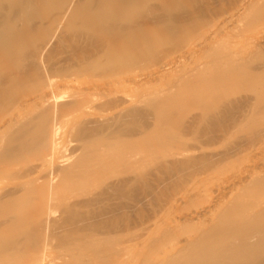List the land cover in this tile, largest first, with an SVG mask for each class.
Wrapping results in <instances>:
<instances>
[{"label": "bare ground", "instance_id": "obj_1", "mask_svg": "<svg viewBox=\"0 0 264 264\" xmlns=\"http://www.w3.org/2000/svg\"><path fill=\"white\" fill-rule=\"evenodd\" d=\"M207 3V1L201 3V0H0V172L9 168L19 154H24V156L31 154L33 158L43 159L49 152V142L52 140L49 141L50 134H53L54 131L57 132L56 128L60 126L62 120L70 117L73 119L72 122L67 124L68 119L65 123L63 122L62 131H65L69 138L77 140L75 141L77 144L74 142L75 144L70 151L68 150L69 152L66 149L67 155H63L65 157L60 158V162L55 160V163L59 162V166H55V168L57 167L56 179L64 177L65 183L67 180L70 182L72 179L74 181L78 178H92V180L96 178L98 180L100 175L106 172L105 167L109 165L133 163L140 168L128 170L123 174V177L121 176L122 178L115 180L117 182L114 181L116 184L110 182L111 185L106 184L107 187H105L112 194H116L115 197H118L117 195L124 196L127 191L129 195V190L137 189L136 192L141 184L142 191L144 184L145 188L151 189L150 178L151 176L157 177L159 172L153 174L155 168L150 171L142 167L143 162L136 155V149L145 148L149 134L158 131L164 124L170 122L173 118V111L168 112L169 114L165 118H160L156 115L155 102L150 100L147 102V99H142L141 102L136 103L140 99L133 100L132 98V101L124 98L126 94L118 90L124 88L123 84H126L125 87L127 84H138L137 87H139L140 84L143 86L148 84L147 81H150L151 78H161L162 71L159 72V70L171 65L172 57L166 59L163 65L161 63L159 69L152 74H149V67L161 55L183 48L186 42L195 37L202 27L211 23L212 20L208 16L209 4ZM173 56L176 58L175 54ZM183 67H179V69ZM179 73H182L181 70ZM178 76L176 75V77ZM187 77L195 78L193 74ZM172 78L173 76L170 79ZM183 78H186V75ZM183 78H181L182 81ZM218 81L219 83L224 82V77L219 78ZM210 83L216 84L215 80ZM187 84L191 90L188 94L190 101L200 99L201 95L197 92L199 82H189L188 80ZM119 85L122 87H119L117 91L122 97H118L120 95L115 93ZM61 86H66V90L63 89L66 94L63 96L60 91L62 89H58ZM67 86L87 87L89 90H85L84 93V91L72 89L75 92L70 90L68 94ZM57 89L64 101L59 102V98L57 100ZM120 90L122 91V89ZM116 94L118 96H115ZM65 95L66 97H64ZM127 96L129 95L127 94ZM92 101H99V104L97 103L98 105L92 109L95 110L94 117L89 115L91 109H88ZM250 101L246 98L239 103L247 106ZM230 104H232L231 106L235 105L231 102ZM87 105L88 115L91 118L86 116L87 109L84 111L86 114L82 116L81 113V110H84L83 107ZM229 106L227 103L219 102L212 112L192 116L188 122L181 120L177 126L178 134L196 122H199L196 126L197 131H223L226 133L234 128L238 120L234 116L239 107L235 108L237 111H234V106L231 111L228 109ZM106 112L110 114L107 116ZM85 116L87 120H80ZM200 122L204 124V127H200ZM6 125H10L9 128L12 127V133L4 137L1 132ZM164 138L165 142H170L171 145L174 142V138L168 135H165ZM175 141L178 143V137L175 138ZM51 150L53 151V149ZM179 150L174 156L170 155L164 158L157 165L155 170L159 171L160 169L162 175L158 177L162 179L165 176L167 181L174 179L179 182L180 179L195 176L202 168L207 170L215 166L208 155L193 156L186 153V149L183 147ZM53 153H51L52 156ZM61 154L56 155L59 157ZM235 155L237 154L226 153L224 159H231ZM47 160L50 161V159ZM109 168L107 169L112 170ZM250 170L244 171L241 176L237 177V181L251 178L253 170ZM49 175L50 179L51 174ZM155 177L152 183L156 179ZM64 178L60 181L63 182ZM236 179L233 183L232 181L228 182L227 186L222 187L221 192L214 195V198L212 197L208 207L200 209L201 212L196 211L198 212H195L197 216H193L195 213L192 215L193 218L197 217V223L191 219V216L187 217L190 221L187 218L184 219L197 225V234L185 240L178 252L175 251L179 256L175 261L169 263L163 261L161 264H264V200L256 202V208L249 213H244V211L252 201L244 205H235L234 203L229 208L227 204L221 203L227 194L228 196L232 195L229 192L231 193L235 187ZM50 180L52 181V179ZM156 180L157 182L155 181L156 183L153 184L157 187L156 184L160 179ZM166 180L165 183H167ZM172 180L169 182H174ZM161 181L164 183L163 179ZM162 183L160 182V184ZM78 185L80 184L78 183ZM154 185L152 186L155 187ZM255 185L253 188H259V185ZM148 189H145L146 193H150L149 191L154 188L149 191ZM17 190L20 192L18 188ZM139 191L133 197L126 194L129 197V200L126 197L127 200L130 201L126 203L137 201L136 196L143 197L145 191L143 195ZM107 192L102 191L99 196H103V193ZM110 192L109 194H111ZM234 193L236 191H233ZM4 194L0 197V264H25L26 262L15 259L14 256L17 254L14 247L17 242L25 243L34 239L30 234L33 229L29 228V222L32 221L25 220L27 216L26 218H24L25 216L23 218L7 216V211L25 195H20L18 198L19 193L16 194V191ZM15 194L16 196H14ZM109 194H105L108 196L105 199L110 198L111 201L114 195L109 197ZM123 198L125 199V197ZM73 199L75 198L73 197ZM105 199L97 200L96 197H89L84 201L79 199L81 202L74 203L73 201L65 205L68 216L66 219L61 218L64 220L61 224L66 233L53 235V232L52 234V242L66 248L63 251L65 252L64 257H70L75 248H89L92 251L91 254L98 257L99 249L116 238L118 230L116 231L114 220L117 221L119 215L123 213L122 211L126 210L121 211V207L126 203L122 202L123 205L120 203L121 206L117 204L119 208L107 199L106 202ZM140 200L143 199L138 198V201ZM142 202H138L141 204L140 207L144 203ZM135 205H131V208ZM143 207L141 210L144 211ZM35 208L38 209L36 206H28V213L34 212ZM82 208L83 210H81ZM60 209L59 212H61ZM134 209L137 210V207ZM134 209H129V211ZM11 214L13 215V213ZM39 214L41 213L39 212ZM184 220L176 221L186 222ZM167 223L168 226H174V222L173 224L169 221ZM41 226L42 224L40 228ZM43 231L45 232V230ZM40 239L41 236L39 241ZM52 242L50 243L52 244ZM40 253L42 254V252ZM31 256L35 263L41 261L40 264L49 259L48 257L47 260H43L46 257L44 253L43 259L38 258L36 251ZM37 259L39 260L37 261Z\"/></svg>", "mask_w": 264, "mask_h": 264}, {"label": "rangeland", "instance_id": "obj_2", "mask_svg": "<svg viewBox=\"0 0 264 264\" xmlns=\"http://www.w3.org/2000/svg\"><path fill=\"white\" fill-rule=\"evenodd\" d=\"M205 1L209 4L208 16L210 17V20H212L211 23L202 27L195 37L186 42L183 48L176 52L174 51L169 52L168 54H163L151 64V67H149V74L155 72L159 69L158 67L161 66V63L163 65L166 59L172 57V64L159 70V72L162 71L161 78H151L152 80L150 79V81H147L148 84L144 86L140 84V86L142 85L143 87H137L138 84H130L131 87L127 84L125 87L126 84H123V88L122 85H119L117 86L115 93L117 92V94H119L120 92H123L126 94H122L125 96L124 98L131 100L132 98L133 100L140 99L137 100L136 103L138 101L141 102L142 99H147V102L148 100L155 102L156 115L160 118H165V116L169 114L168 112L173 111V118L170 122L164 124L158 131L149 134V139L146 140L147 145L145 148L136 149V155L142 159V167L149 170L154 168L157 169V165L164 158L169 157L170 155L174 156L175 153L180 151L179 149L181 147L186 149V153L193 156L208 155L210 161L215 163V166L207 170L202 168L195 176L180 179L179 182L174 181V179H168L167 181L165 176H163L165 178H162L164 183H162V179L158 177L162 176L159 168V171L154 169L155 172L150 170L153 171V174L159 172L157 177L160 181L158 180L159 184H156L157 188L153 183H156V179L158 178L154 176L156 179L152 183L154 177L151 176V174L150 176L153 178H150V183L151 187L154 189L151 188V190L145 188L146 185L143 183L144 189L142 191V189H140V186L142 188V184L139 185L138 191L140 190L141 192H139L142 193V195L145 189H148V191L151 190L152 192L154 190L153 193L151 191H149L150 193H146L145 191L146 194L144 193L143 197H141L143 200L140 201L144 202H142V206H144L143 211L141 210L142 206L140 207L141 204L138 203L140 202L138 201V198L141 199L139 196L135 197L138 202L135 200L131 201V203H126L130 202L128 201L129 197L138 194V191L135 192L137 189H133L134 191L129 190V195V192L127 191L124 196L117 195L118 197H115L116 194H112L109 189L106 188V184L109 185L110 182L122 178L123 174L128 170L133 168L139 169L140 167L137 164L111 165L112 167L109 165L105 167L106 172L103 174L104 177L103 175H100L103 178L99 176L100 179L98 180L96 178L93 180L92 178H78L74 179V181L72 179L70 182L67 180L66 185V179L64 177L63 182L65 184L60 181L63 180V178L57 177L56 179L57 173L55 171L57 167L55 168V166H59L58 163L60 162V158L65 157L63 155H67V152L72 149L73 145L75 143L77 144V142H75L77 140H73L72 137H70V139L69 136L65 134L66 132L62 131V123H65L67 119V124L73 120L70 117H67L62 120L60 126L57 127L59 130L56 128L57 132H53L55 135L50 134V136H52H49V141L52 140L49 142V152L46 154L47 157L45 156L43 159L38 157L36 159L33 158L31 154H25V156L24 154H19L13 163L16 165L12 164L14 167L11 165L9 168L1 170L2 172H0V197L3 193H12L14 191H16V194L19 193L17 196L18 198L20 195H25V198L21 196L22 199H18L16 204L13 205L15 208L12 207L13 209L10 208L9 211H7V216L11 218H23V216L26 218L27 216L29 219L26 218L25 220L28 222L32 221L29 222V228L33 229L30 234L34 239L25 243H16V247H14L15 253L17 254L14 256L15 259L21 260L24 263L26 262L25 264H28V262L29 264H40L41 261L35 263L34 258L31 256L32 253H35L36 251L39 256L38 258L41 257L40 259H43V253L44 256H46L43 260H47L49 257L48 261L44 262L45 264H161L163 261L169 263L175 261L176 258L179 257L175 251L178 252L180 247L182 248L184 241L197 234V225L193 224L194 222L197 223V217L193 218V216H197L196 213L198 212L196 211L199 210V212H201L204 208L208 207L211 202L210 200L213 199L216 194L221 192L222 187L227 186L231 181L233 183L234 179L241 176L244 171H249V169H251L250 171L253 170V176L251 178H243L239 181H237V178L234 182L235 187L231 193L229 192V194H232L233 196H228L227 194L225 200L223 199L221 203L227 204L229 208L234 203L235 205H244L249 204L252 201L244 211V213H249L252 209L256 208V202L264 200V0H201V3ZM204 46L206 47L204 48ZM174 54L176 55V58L173 56ZM188 54L189 56H187ZM177 55H179L180 58ZM182 62L185 63L183 64ZM178 66L180 68L184 66V69H179ZM180 70L182 73H179ZM179 74L180 76H178ZM190 74H193V77L196 75L198 76L192 79L187 77L190 76ZM176 75L178 77H176ZM185 75L186 78H183ZM172 76L173 78L170 79ZM221 77H224L225 81L219 83L218 80ZM181 78H183V81ZM187 79L189 82H199L197 92L201 95L200 99L190 101V96H188V94L191 90L187 87ZM213 80L216 82L215 85L210 83L213 82ZM65 87L66 86H61L58 89L61 88L62 90H66ZM67 87H70L69 90L67 88V93L70 90L72 92V89L75 91H84V93L85 90H89L87 87ZM119 87H122L120 88L122 91L120 89L118 90ZM58 89L56 90V95L58 96H56L57 100L59 98V102L64 101V98H61L59 93L61 91L63 93H61L62 96L66 93L64 90L58 91ZM117 94L115 96H118ZM127 94L129 96H127ZM119 95L120 96L118 97H122L121 94ZM64 97H66V95ZM246 98L247 100H251L249 104L247 106L240 105L241 103L239 102ZM219 102H222V104L227 103L228 106L230 102L234 103L235 105L231 106L232 104H230V108L228 107L231 111L239 107L238 111V108L234 110L237 111L234 117L238 118L234 128L226 133L223 131H197L196 126L199 122H196L193 125L188 126L182 133L178 134L177 126L181 120L188 122L192 116L212 112L215 109L216 104ZM97 103L99 104V101H92V103L89 104L90 106L88 109H91L89 111L90 114L87 109L88 105L83 107L84 110H81L82 116L87 113L86 116L90 115L94 117L95 110L93 111L92 109L98 105ZM167 103L169 104L167 105ZM232 107L234 108L231 109ZM86 109L87 111H85ZM109 112H106L105 115L108 113V116L112 111ZM86 116L82 117L80 120H85ZM90 116L89 118H91ZM9 126L10 125H6L2 128L3 130L1 134L4 137H7L12 133V127L9 128ZM200 127H204L202 122H200ZM212 134L213 136H211ZM165 135L174 138L172 145L170 142H165ZM176 137H178V143L175 141ZM50 148L53 149V151ZM53 152L56 154H62L58 157V155ZM51 153H53V156ZM226 153L237 155L231 159H224V154ZM19 156L20 158L18 159ZM53 157L55 158L52 161ZM47 159H50L53 163ZM55 160L59 162H56V164ZM107 168L112 170H108ZM49 174H51L50 179H52V181L49 179ZM22 177H25L26 179ZM47 180H49L48 183ZM165 180L167 183H165ZM169 180H172L175 183L169 182ZM77 182L80 185H78ZM115 182L112 184H116ZM160 182L162 184H160ZM150 183L148 184V187ZM254 185H259V188H253ZM17 188L23 193L21 192L20 194ZM25 191L26 193H24ZM102 191L108 192L103 193V196H99ZM233 191H236V193L233 194ZM109 192L111 194H109ZM16 194L14 196H16ZM105 194H109V197L114 195V198H112L111 201L110 198H106L108 201L115 204L114 206H117V204L121 206L122 202H124L126 205L122 204L123 206L127 208L130 207L129 209L137 207V210L134 209L129 211V209L127 210V208H123V206L121 207V211L124 209L126 210L122 211L124 217L119 213L121 214L119 215V219L117 218V221L116 219L114 220L116 231L118 230L116 238L111 243H108L99 249L100 255L98 257L92 255V251L89 248H75L70 257H67L66 255V257H64L65 252L63 251H65L66 248L61 246V244L53 243L52 236L66 233L64 226L61 224V222L64 221L62 219H66L68 216L65 205L70 204L73 201L74 203H78V201H84L89 197H96L97 200L99 198L105 199V197H108L105 196ZM126 194L129 197L126 196ZM156 194L158 195L156 196ZM119 196L122 198L125 197V199H122ZM73 197L75 199H73ZM126 197H128V200ZM129 204L130 206L128 207ZM26 205L31 207L36 206L38 209L35 208V213H28V206ZM119 205L117 207H119ZM131 205H135V207L131 208ZM59 209L61 212L58 211ZM200 209L202 210L200 211ZM81 210H83V208ZM10 212L13 213V215ZM39 212L41 214H39ZM188 216H191V219H194V222H188V220L190 221ZM185 218L188 220H184ZM36 219L37 221H35ZM176 220H184L186 222H178ZM168 221L169 223L172 222L171 224L174 222V226H168ZM43 222H45V225ZM39 223L45 228L42 226L40 228ZM42 229L45 230L46 233ZM40 236L41 239L39 241ZM50 242H52V244ZM40 252H42V254ZM60 256H63L64 258ZM38 260L39 259H37V261Z\"/></svg>", "mask_w": 264, "mask_h": 264}]
</instances>
